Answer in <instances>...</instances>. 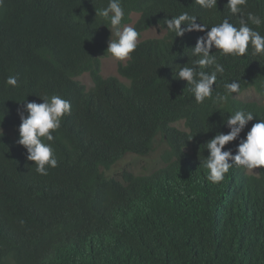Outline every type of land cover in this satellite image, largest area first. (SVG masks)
Segmentation results:
<instances>
[{"label":"trees","instance_id":"trees-1","mask_svg":"<svg viewBox=\"0 0 264 264\" xmlns=\"http://www.w3.org/2000/svg\"><path fill=\"white\" fill-rule=\"evenodd\" d=\"M108 2L0 5V128L19 127L18 102L25 97L41 103L55 94L71 104L54 140L45 141L58 161L46 176L27 160L18 133L0 137V264H264V168L252 175L234 165L213 184L203 166L204 144L227 134L228 115L243 110L255 116L225 146L235 154L239 139L264 119V102L244 103L233 93L219 107L211 99L196 104L177 72L196 59L191 48L204 35L199 31L138 42L117 68L127 85L102 77L110 31L95 10ZM226 3L205 9L196 0H121L122 24L135 13L139 33L164 30L166 19L187 12L209 29L226 18L239 27L241 14L232 15ZM242 13L264 21V0H247ZM249 27L264 36V22ZM212 51L224 66L213 97L233 81L241 92L264 95V55H253L251 46L243 57ZM83 74L91 79L89 91L76 80ZM9 76L18 87L6 84ZM157 139L163 168L146 176L123 171L121 182L101 173L125 154L149 155Z\"/></svg>","mask_w":264,"mask_h":264},{"label":"clouds","instance_id":"clouds-1","mask_svg":"<svg viewBox=\"0 0 264 264\" xmlns=\"http://www.w3.org/2000/svg\"><path fill=\"white\" fill-rule=\"evenodd\" d=\"M3 2L4 0H0V5ZM196 3L202 8L212 9L216 7L217 0H196ZM246 3L247 0H227L226 3L232 15L241 14L239 27L234 26L226 18L209 29L206 25L196 23L197 17L187 12L165 20V32L174 33L175 37H182L186 32L191 31L204 32L191 48V55L196 59L190 65L187 63L183 66L179 65L177 72L178 78L186 81L189 86L188 91L192 93L198 105L211 99L219 107L225 104L233 93L241 92L240 83L233 81L225 83L224 92L216 93L213 97L217 74L224 72V66L217 62L213 49L218 50L220 56L243 57L251 46L253 55H264V36L249 27V22L259 27L264 21L252 13H248L245 19L242 6ZM96 15L107 22L110 31L106 52L116 61L130 60L131 54L138 47L140 33L136 28L122 24L125 10L121 0H109L107 7L95 10ZM100 25L105 26L104 23ZM209 66H214V71H204ZM6 84L18 87L17 78L9 76ZM25 98L22 102H18L22 104L23 110L18 112L20 124L16 143L26 149V158L33 162L36 173L46 176L50 168L57 167L58 161L51 143L45 141L54 140L53 133L60 129L63 117L70 113L71 104L55 94L44 95L41 103L27 102ZM254 117L250 111H235L223 121L229 129L227 134L218 132L204 144L208 155L203 161V166L207 170L208 181L213 184L223 181L225 174L234 165L248 170L264 168V119L254 123L245 137L239 139L235 154L233 149L224 150L227 144L238 140L240 133ZM3 134V130L0 129V137Z\"/></svg>","mask_w":264,"mask_h":264},{"label":"rangeland","instance_id":"rangeland-1","mask_svg":"<svg viewBox=\"0 0 264 264\" xmlns=\"http://www.w3.org/2000/svg\"><path fill=\"white\" fill-rule=\"evenodd\" d=\"M130 23L125 26H134L135 22L138 19V14L130 15ZM165 36V30L153 26L148 28L147 30L140 33L139 42L147 39H161ZM108 46V41H107ZM126 61H116L107 53V55L100 58V66H101V75L104 78L115 77L123 84L127 85L128 82L121 78L117 74V68L119 65H123ZM83 86L86 91H89L92 88V82L89 78L88 74H83L76 78ZM238 100L244 103H254V104H262L264 102V95H260L253 88H248L242 91L239 95L236 96ZM172 126L183 130L182 123H175ZM3 130V133L9 137H14L18 133V127H5L0 128ZM163 148V145L157 139L154 144V149L152 153L147 156H137L134 154H125L121 159H119L115 164L110 166L108 169L101 168V173L106 178L115 179L121 182L120 175L123 171H128L136 176H146L150 175L157 170L164 167L163 162L160 159V153ZM246 172L252 175L256 174V169L248 170Z\"/></svg>","mask_w":264,"mask_h":264}]
</instances>
